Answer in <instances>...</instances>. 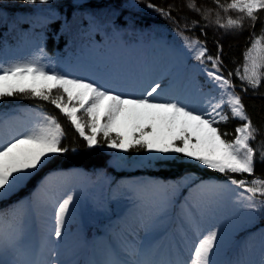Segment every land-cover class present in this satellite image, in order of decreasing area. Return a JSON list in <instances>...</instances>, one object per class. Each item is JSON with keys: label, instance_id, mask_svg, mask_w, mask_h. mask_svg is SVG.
Listing matches in <instances>:
<instances>
[{"label": "snow or ice", "instance_id": "1", "mask_svg": "<svg viewBox=\"0 0 264 264\" xmlns=\"http://www.w3.org/2000/svg\"><path fill=\"white\" fill-rule=\"evenodd\" d=\"M5 2L0 0V4ZM89 2L72 0L78 9H84ZM23 3L49 5L51 0H23ZM214 3L219 9L215 23L226 30L242 29L246 19L254 27L259 13L264 12V0H228L227 3L214 0ZM187 6L200 11L195 3ZM147 7L155 8V5ZM156 10L170 15L164 9ZM233 12L239 15L233 18L229 15ZM209 14L205 11V18ZM55 18L53 8L36 9L32 22L46 27ZM85 18L95 29L113 24L108 16L88 14ZM18 19L28 22L24 17ZM3 21L0 12V23ZM178 35L190 58L202 66L200 71L210 85L207 91L201 90L200 107L179 98H165V89L159 82L151 84L143 93L126 94L92 78L49 71L41 62L45 56L43 47L28 59L0 61V100L22 96L48 102L67 118L88 149L104 146L102 138L109 149L155 154L142 160L141 165L151 166L154 161H167L180 154L225 176V183L202 184L199 190L217 198L235 193L233 203L243 213L236 227H246L256 218L254 214L264 217V176H257L255 172L257 162L264 163V140L259 149L253 145L261 129L247 113L232 77L253 90L264 82V29L259 36L253 33L243 64L226 76L219 50L216 55L209 54L199 40L182 33ZM230 119L240 123L233 132L222 130L219 125L227 124ZM8 124L9 119L0 120V125ZM66 135L56 116L40 111L22 131H13L7 139L0 138V202L14 196L52 156L70 150L62 143ZM126 187L138 202L137 207L143 206V192L147 188L162 195L151 211L140 212L131 223L126 222L123 231L113 232L118 235L119 243L105 245L101 258L58 259V242L65 241L69 235L67 225L76 219L78 210L75 193H69L50 201L51 225L43 230L36 243L29 241L25 227L27 205L21 204L10 213L0 211V264H264V243L258 261L247 259V245L241 249L226 244L219 224L206 227L202 219L192 215H185L176 234L169 238L167 245L162 244L157 234L163 230V235H167L165 219L176 195L175 186L141 182ZM43 188H47V182ZM261 236L264 241V233ZM85 248L87 242L82 240L73 253ZM222 253L226 258L218 259Z\"/></svg>", "mask_w": 264, "mask_h": 264}, {"label": "trees", "instance_id": "2", "mask_svg": "<svg viewBox=\"0 0 264 264\" xmlns=\"http://www.w3.org/2000/svg\"><path fill=\"white\" fill-rule=\"evenodd\" d=\"M127 1L147 12L129 10L125 5ZM227 2L228 0H221V3ZM189 3H195L200 11L189 8ZM148 4L155 5V8L147 7ZM34 6L37 7L24 4L23 0H17L16 3L6 0L0 4V12L4 16V21L0 23V61L11 62L10 57L18 53L24 54L28 59L37 55L39 47H43L45 56L41 62L46 65L47 70L68 73L71 69L82 67L83 73H86L90 69L106 70L114 61L121 60L128 50L143 47L155 56L166 55L173 62L168 83L177 87L184 78L193 79L198 97L201 96V90L207 91L210 85L207 77L200 71L202 66L190 58L178 33L199 40L206 46L209 54L216 55L219 50L223 60L222 71L226 76L229 71L234 72L237 66L243 64L244 53L251 44L253 33L259 36L264 29V12L259 13L254 27L252 21L246 19L242 29L220 28L215 23L219 9L214 0H90L84 9L75 8L72 0H51L49 5ZM45 8L55 9L56 18L46 27L37 26L32 22L35 10ZM156 9H164L170 15H162ZM205 11L210 13L207 18ZM88 14L108 16L113 24L99 29L92 28L85 18ZM220 15L224 16V13L220 12ZM229 15L235 18L239 14L233 12ZM20 17L28 22H20ZM232 80L247 113L261 129L257 139L252 142L259 149L261 140H264V82L253 90L235 76ZM3 108L23 111L28 121L40 111L56 116L67 134L62 143L70 150L52 156L14 196L0 202V210L13 205L8 211L10 213L17 208L15 203L26 205L30 200L29 194L34 199L40 196L41 186H36L39 179L49 173L65 172L78 184L80 197L77 198L76 219L67 225V230L76 238L95 235L101 228L108 233L123 228V218L126 219L128 215L124 204L132 198L126 187L129 184L151 182L175 186L176 195L167 215L179 219L201 194L200 185L225 183L227 180L225 176L180 154L167 161H154L151 166H147L141 165V161L151 156L148 152L129 150L125 153L119 149H109L102 138L101 144L104 146L88 149L86 142L67 118L45 101L22 96L8 97L0 100V110ZM239 123L238 120L230 119L227 124L219 127L233 132ZM255 172L257 176H264V163L258 161ZM235 178L252 179L248 176ZM149 190L152 188L145 191ZM154 191V194L162 195ZM160 198L161 196L156 198L157 203ZM234 198L235 193H226L218 198L227 211L236 213V221L224 229L231 236L230 239L233 240L239 234L264 233V217L259 214H254L256 218L248 222L246 227H236L243 213L232 207ZM25 222L30 223L29 214Z\"/></svg>", "mask_w": 264, "mask_h": 264}, {"label": "rangeland", "instance_id": "3", "mask_svg": "<svg viewBox=\"0 0 264 264\" xmlns=\"http://www.w3.org/2000/svg\"><path fill=\"white\" fill-rule=\"evenodd\" d=\"M129 4H131L132 10H135L137 8L129 1H127L125 5L129 6ZM206 23L208 24V22ZM165 63V57L152 58L151 54L143 49L135 52H129L128 56L124 59L122 64L115 66L109 76H105V85L111 88V86H109L111 78H114L115 80L119 79V83L114 87L115 90L122 91L126 94L143 93L152 83L155 75H157L158 71L165 65ZM190 84L191 81H187L182 86V88L178 90H172L169 93L164 91L165 98L173 97L175 94L177 98L191 103L193 98V91L191 90ZM13 131H21V126L16 123H10L7 126H3L0 129V138L7 139ZM149 154L154 155L153 153ZM46 182L47 188L45 190L46 192L42 193V202L33 204V206L35 207V211L39 213L37 226L31 232L29 231V229H26L28 239L33 243L38 242L40 236L43 233V230L51 225V214L53 210L51 208L50 201L54 198H62L64 195L69 193H75L76 196V183L69 178H62L59 182H53L52 180L46 179L43 182V186ZM145 195L146 198L145 200L143 198L144 201L142 207H137V204H134V202L130 203L134 205V208L131 210L132 217H135V215L139 214L140 212L147 213L154 208V206L150 204L152 202L148 201V198L152 196V192L145 193ZM215 198L216 197H214L211 193L204 192V194L200 198H198L197 201H195L197 207H195V209L192 210V213H189L188 215H192L197 219H202L206 227L214 224H219L221 227H223L225 223L234 221V215L232 213H228L225 215L223 206H221V204L217 202ZM173 230H175V228H173ZM173 230L169 229L166 236L163 235V237L159 238L162 244L167 245L169 242V238L172 235L176 234V231L172 232ZM223 236L226 244H230V241L227 238L226 234L223 233ZM70 237L67 236L65 241L58 242L60 244V248L58 250V259L79 260L85 255L86 248L81 249L76 254L73 253V249L78 243L72 241V238ZM109 243L116 245L119 243V241L116 238H112ZM262 243H264V241H262V237H259L258 234H254L248 242H243L242 249L245 245H247L248 247V254L246 253L245 258L258 261L260 259ZM104 248V246L99 247L95 252H91L90 250H88V254H90L87 256V259H92V256H94L95 259L101 258ZM225 258L226 257L223 253L220 257H218V259L221 260Z\"/></svg>", "mask_w": 264, "mask_h": 264}]
</instances>
